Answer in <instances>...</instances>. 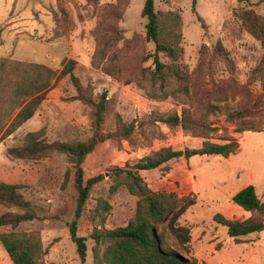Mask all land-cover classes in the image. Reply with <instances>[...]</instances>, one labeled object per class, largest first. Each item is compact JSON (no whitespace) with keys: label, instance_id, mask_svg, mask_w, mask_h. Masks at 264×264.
<instances>
[{"label":"rangeland","instance_id":"1","mask_svg":"<svg viewBox=\"0 0 264 264\" xmlns=\"http://www.w3.org/2000/svg\"><path fill=\"white\" fill-rule=\"evenodd\" d=\"M116 2L122 9L118 26L124 37H135L147 51H152L153 44L144 42L145 19L140 14L144 0H98L96 7L87 0H0V62L29 61L60 70L61 60L67 56L75 61L74 73L84 85H92L95 95L107 92L104 130H113L118 119L135 123L128 138L98 144L83 163L86 178L103 175V179L93 185L77 220V234L84 237L87 247L84 264H107L104 259L109 245L106 231L127 225L134 220L137 211L138 196L130 194L124 186L111 191L108 168L132 165L162 147L192 148L204 140L180 126L159 121L160 117L179 113L189 106L181 90L184 81L180 75L167 76L162 82L154 81L150 77L151 60H148L143 63V71L127 84L91 65L95 42L90 32L97 23L98 10L106 3ZM154 2L163 39L179 47L175 63L182 75L194 69L201 44L210 47L220 41L234 62L230 77L251 93H262L260 83L249 80L262 47L241 27L236 13L249 7L264 16V1ZM196 13L202 17L205 28ZM222 75L229 77L226 72ZM74 94L69 77L60 78L46 92L31 118L0 138V180L21 184V191L38 214L37 219L25 221L14 230L39 234L40 264H80L76 245L70 237L76 193L71 177L64 183L63 156L54 154L37 161L12 160L6 156V149L21 144L26 132L41 127L45 128L49 141L86 139L91 133L89 108L72 99ZM6 117L4 115L1 122L6 121ZM212 119L222 130L213 139L221 135L235 139L239 146L234 153L227 157L213 154L173 159L167 162L170 168L167 174H161L158 168L140 172L144 184L151 190L174 192L191 203L178 219L179 224L191 230L188 250L172 235H168L166 244L162 243L161 247L206 264H264V229L235 240L213 221L216 213L237 220L250 215L231 200L232 195L247 184H253L257 195L264 200V129L236 132L235 125L225 121L224 116ZM104 203L108 205L107 210L103 208ZM5 210L0 205V214ZM155 228L158 233L161 231L160 225ZM9 230L8 226H0V232ZM0 264H12L1 244Z\"/></svg>","mask_w":264,"mask_h":264},{"label":"trees","instance_id":"2","mask_svg":"<svg viewBox=\"0 0 264 264\" xmlns=\"http://www.w3.org/2000/svg\"><path fill=\"white\" fill-rule=\"evenodd\" d=\"M97 1L87 0L94 7L98 5ZM140 14L145 19L144 42L152 43L153 50L147 51L135 37L125 38L118 26L122 18L121 6L118 2L106 3L99 8L97 23L90 32L95 42L91 65L114 80L127 84L133 82L138 72L143 71V63L148 60H151L150 77L154 81L162 82L167 76L180 75L184 81L181 90L185 92L189 106L183 107L179 113L160 117L159 121L173 127L180 126L204 140L198 147H162L132 165H111L108 168L112 179L111 191L124 186L130 194L138 196L139 201L134 220L106 231L109 245L104 259L107 264H206L161 247L162 243L166 244L168 235H172L180 246L188 250L191 230L179 224L178 219L191 203L174 192L151 190L144 184L140 172L158 168L161 174H167L170 169L167 162L173 159L213 154L227 157L234 153L239 146L238 141L225 135L213 139L215 134L222 132L212 119L217 115L224 116L225 121L234 124L236 132H258L264 129V16L249 7L241 8L236 13L241 27L262 47L260 59L249 76L250 81L260 83L262 93H251L246 86L230 77L234 62L220 41L210 47L201 44L194 69L182 75L175 63L179 47L163 39L154 0H144ZM196 17L205 28L202 17L198 13ZM61 66L58 70L29 61L0 62V138L9 135L31 118L52 84L64 76L69 77L75 89L72 99L79 100L89 108L90 135L84 140L49 141L45 136V128L41 127L26 132L21 144L6 149V156L12 160L34 161L54 154L64 157V183L71 177L76 193L70 237L76 245L80 264H84L87 247L84 237L77 234V220L83 213L93 185L101 181L103 175L86 178L83 163L98 144L128 138L134 131L135 123H124L118 119L113 130H104L107 92L104 90L95 95L92 85H84L73 71V59L64 56ZM224 72L229 73V77L222 75ZM5 109L8 111L5 112ZM15 110L17 112L12 115ZM4 115H7L6 121L1 122ZM21 188V184L0 180V205L6 208L0 214V226L11 229L0 232V244L12 264H40L39 234L14 230L25 221L38 218L36 207L26 199ZM231 200L250 215L237 220L228 219L221 213L214 214L213 221L223 226L228 236L238 240L241 236L264 229V200L257 195L253 184L240 188ZM103 208L107 210L108 205H103ZM156 225L161 226L159 233Z\"/></svg>","mask_w":264,"mask_h":264}]
</instances>
